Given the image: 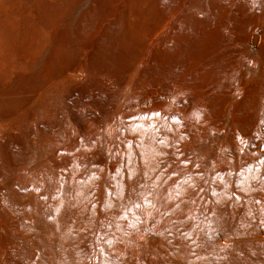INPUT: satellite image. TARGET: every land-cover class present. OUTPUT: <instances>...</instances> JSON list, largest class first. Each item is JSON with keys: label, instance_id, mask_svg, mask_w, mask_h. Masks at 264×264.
Returning <instances> with one entry per match:
<instances>
[{"label": "rangeland", "instance_id": "374dc122", "mask_svg": "<svg viewBox=\"0 0 264 264\" xmlns=\"http://www.w3.org/2000/svg\"><path fill=\"white\" fill-rule=\"evenodd\" d=\"M0 264H264V0H0Z\"/></svg>", "mask_w": 264, "mask_h": 264}, {"label": "water", "instance_id": "95a60500", "mask_svg": "<svg viewBox=\"0 0 264 264\" xmlns=\"http://www.w3.org/2000/svg\"><path fill=\"white\" fill-rule=\"evenodd\" d=\"M256 39H257V35H255V36L253 37V44H255Z\"/></svg>", "mask_w": 264, "mask_h": 264}]
</instances>
